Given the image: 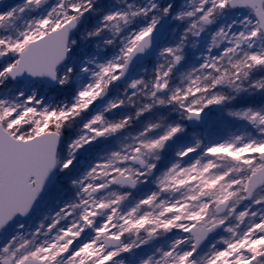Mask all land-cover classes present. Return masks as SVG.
Instances as JSON below:
<instances>
[{
	"label": "snow or ice",
	"instance_id": "1",
	"mask_svg": "<svg viewBox=\"0 0 264 264\" xmlns=\"http://www.w3.org/2000/svg\"><path fill=\"white\" fill-rule=\"evenodd\" d=\"M0 264H264V0H0Z\"/></svg>",
	"mask_w": 264,
	"mask_h": 264
}]
</instances>
